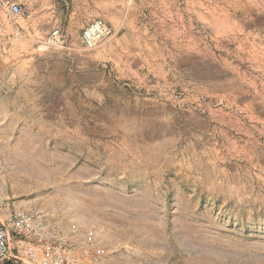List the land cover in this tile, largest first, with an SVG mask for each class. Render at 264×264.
Segmentation results:
<instances>
[{
    "label": "rangeland",
    "instance_id": "1",
    "mask_svg": "<svg viewBox=\"0 0 264 264\" xmlns=\"http://www.w3.org/2000/svg\"><path fill=\"white\" fill-rule=\"evenodd\" d=\"M60 4L0 0V197L42 222L7 264H264V0H90L111 34L71 31L68 113L40 114L13 34L38 15L59 46Z\"/></svg>",
    "mask_w": 264,
    "mask_h": 264
},
{
    "label": "crops",
    "instance_id": "2",
    "mask_svg": "<svg viewBox=\"0 0 264 264\" xmlns=\"http://www.w3.org/2000/svg\"><path fill=\"white\" fill-rule=\"evenodd\" d=\"M59 1L61 2L60 5H64L67 10L66 19L64 20V24L61 29L64 33L61 36L59 46L54 48L47 42V37L52 32L51 30L54 29L52 27L56 24V22L54 23L52 20L47 19L43 21L42 17L38 15H30L27 19V29L16 28L17 31H15L13 34V39L18 40V46L13 48L14 52L18 54L33 55L35 63L37 64L34 66V68L30 70V76L28 78L22 77L19 78L17 81L22 85L27 83L29 86H31V88H34L32 89V91L36 98L31 109H33L36 113L40 114H43L48 107L45 95H55L56 98H58L57 103L55 105H52L51 107L52 111H65L66 113H68V85L63 86L62 83H59L61 82L60 80L58 82V79L56 78L57 74L54 75L52 73V58L54 55L69 54V50L71 47L70 45L72 44V41H74V36L71 31L74 32L75 30H80L85 27V24H88L89 22L94 20V11L93 9H89L90 0ZM17 18L22 19L21 16ZM43 22L45 23L46 27H42ZM49 29L51 32H48L46 34V30ZM23 44L27 47H23ZM39 62H45L46 65L44 66V68H42ZM94 90H96L95 87ZM63 98L66 102L65 107L63 106ZM2 135L3 132L0 126V139ZM0 149H3L1 145Z\"/></svg>",
    "mask_w": 264,
    "mask_h": 264
},
{
    "label": "bare ground",
    "instance_id": "3",
    "mask_svg": "<svg viewBox=\"0 0 264 264\" xmlns=\"http://www.w3.org/2000/svg\"><path fill=\"white\" fill-rule=\"evenodd\" d=\"M2 5L4 8L9 10L10 14H21V8L19 4L15 2L6 1L2 3ZM58 33V30H54L49 34L47 41L50 43V45L54 43ZM110 34L111 29L108 24L98 20L92 21L88 23L82 30V44L85 49L90 51L94 50L104 39L109 37ZM2 212L5 219L0 221V264H7L10 253L9 229L23 230L27 233H33L41 229L42 222L34 218L32 215L22 212L20 208H17V206L13 205V203L9 200L0 197V214ZM66 250L68 251L69 248H66ZM46 264L57 263L51 261L50 263Z\"/></svg>",
    "mask_w": 264,
    "mask_h": 264
}]
</instances>
